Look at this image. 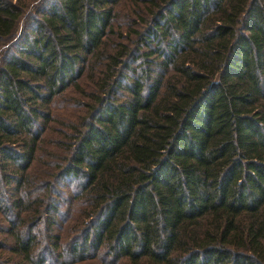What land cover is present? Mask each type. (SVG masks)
<instances>
[{"label": "trees", "instance_id": "obj_1", "mask_svg": "<svg viewBox=\"0 0 264 264\" xmlns=\"http://www.w3.org/2000/svg\"><path fill=\"white\" fill-rule=\"evenodd\" d=\"M88 263L264 264V0H0V264Z\"/></svg>", "mask_w": 264, "mask_h": 264}, {"label": "rangeland", "instance_id": "obj_2", "mask_svg": "<svg viewBox=\"0 0 264 264\" xmlns=\"http://www.w3.org/2000/svg\"><path fill=\"white\" fill-rule=\"evenodd\" d=\"M72 109H68V108H66V109H64V113L65 114H69V112L71 111ZM55 114L57 115V114H59V115H63V113L62 112H55ZM88 264H98V263H88Z\"/></svg>", "mask_w": 264, "mask_h": 264}]
</instances>
